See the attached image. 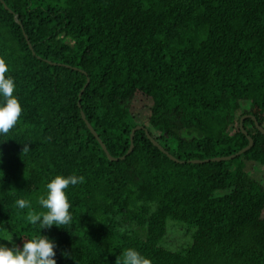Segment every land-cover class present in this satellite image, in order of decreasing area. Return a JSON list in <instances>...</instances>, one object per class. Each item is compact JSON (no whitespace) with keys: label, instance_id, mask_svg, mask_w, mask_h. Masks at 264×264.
<instances>
[{"label":"trees","instance_id":"obj_1","mask_svg":"<svg viewBox=\"0 0 264 264\" xmlns=\"http://www.w3.org/2000/svg\"><path fill=\"white\" fill-rule=\"evenodd\" d=\"M0 59L22 108L0 134V245L39 234L27 214L76 175L72 222L41 230L57 264H264V0H0ZM247 116L252 147L211 162L247 147Z\"/></svg>","mask_w":264,"mask_h":264},{"label":"clouds","instance_id":"obj_2","mask_svg":"<svg viewBox=\"0 0 264 264\" xmlns=\"http://www.w3.org/2000/svg\"><path fill=\"white\" fill-rule=\"evenodd\" d=\"M7 66L3 59H0V96L3 103L0 104V134L7 135L19 121L22 113L18 99L13 95L14 82L12 78H6ZM29 151L27 144L23 151ZM83 176L70 175L64 177L56 175L46 184V196L39 197L38 203L45 210L39 213L31 211L27 214L26 220L32 225H39V234L32 238L24 239L22 248L7 247L0 245V264H57L55 260V244L47 236L41 234L42 229H49L52 226L63 228L70 225L72 215L69 212L71 207L65 190L69 185L75 186L83 183ZM19 209L30 207L29 201L18 199L15 201ZM123 259H116V264H151V260L141 255L135 249L129 248L122 253Z\"/></svg>","mask_w":264,"mask_h":264},{"label":"water","instance_id":"obj_3","mask_svg":"<svg viewBox=\"0 0 264 264\" xmlns=\"http://www.w3.org/2000/svg\"><path fill=\"white\" fill-rule=\"evenodd\" d=\"M14 19H15V21H16L17 24H18L17 18L14 17ZM28 45H29V44H28ZM30 48H31V47H30ZM87 85H88V80H87L86 85H85L84 88H86ZM82 92H83V90L80 92L79 97L81 96ZM77 105H78V107H80V106H79V101H78V104H77ZM80 115H81V118H82V120L84 121V123H85L87 129H88L89 132L92 134V136L97 140L98 144L100 145L102 151L105 153V155H106V157L108 158V160H110V161H116V159H113V158H111V157L109 156V154L107 153V150H106L104 144H103V143L101 142V140L98 138L97 134H96L95 131L91 128V126L89 125V123H87V121L85 120V117H84L83 113H80ZM248 117H250V116H247V117H243V118H241V119H240V126H239V128H240L241 131H242V133L247 137V140H248V145H247V147L244 148V149H242L241 151H239L237 154H235V155H233V156L212 159V160H210L211 162L228 161V160H230V159H232V158H234V157H237V156H239V155H241V154L247 152V151L252 147V145H253V141H252V139H251L250 137L247 136V133H246V132L243 130V128H242V122H243L246 118H248ZM250 118H251V120L253 121L254 126L256 127V129H257V130H258V131L264 136V131L259 127V125L257 124L255 118H253V117H250ZM140 129H142V128H141V127H136V128H134V129L131 131V134H130V148H129L128 153H129V152L132 150V148H133V136H134V133H135L137 130H140ZM146 135H147V133H146ZM147 137L150 139V137H149L148 135H147ZM150 140H151V142L153 143V145L156 146V147H157L162 153L166 154V155L168 156V158H169L171 161H173V162H178V161L175 160L173 157H171V156L168 155L166 152H164L163 149H162L161 147H159V146L157 145L156 142H154L152 139H150ZM204 162H208V161H204ZM192 163L200 164V163H202V162H200V161H194V162H192Z\"/></svg>","mask_w":264,"mask_h":264},{"label":"rangeland","instance_id":"obj_4","mask_svg":"<svg viewBox=\"0 0 264 264\" xmlns=\"http://www.w3.org/2000/svg\"><path fill=\"white\" fill-rule=\"evenodd\" d=\"M142 99L143 98L137 97L136 100L132 102V105H133L132 110H133V112H137V113L140 112V113H143L146 115L148 112L149 103L147 100H142ZM250 175L254 179L260 181L264 187V169L255 168L253 170H250ZM186 242H187V240L176 239L175 240L176 244H173V245L176 246L177 248H174V249H179V248L181 249V248L185 247ZM2 245L7 246L6 244H2Z\"/></svg>","mask_w":264,"mask_h":264}]
</instances>
